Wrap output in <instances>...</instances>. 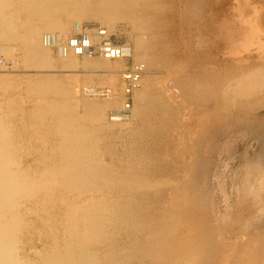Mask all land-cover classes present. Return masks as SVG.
<instances>
[{
  "label": "bare ground",
  "instance_id": "bare-ground-1",
  "mask_svg": "<svg viewBox=\"0 0 264 264\" xmlns=\"http://www.w3.org/2000/svg\"><path fill=\"white\" fill-rule=\"evenodd\" d=\"M170 1L0 0V56L17 52L27 73L0 63V264H264V10L218 25L246 55L214 63L204 7L196 23L189 5L165 17ZM89 18L130 60L66 50L72 20ZM97 24H80L94 41ZM131 68L140 81L116 120ZM131 124L121 149L98 151L95 125Z\"/></svg>",
  "mask_w": 264,
  "mask_h": 264
},
{
  "label": "rangeland",
  "instance_id": "rangeland-1",
  "mask_svg": "<svg viewBox=\"0 0 264 264\" xmlns=\"http://www.w3.org/2000/svg\"><path fill=\"white\" fill-rule=\"evenodd\" d=\"M161 1V3H162V1H164L163 3H165V2H169L170 0H168V1H165V0H160ZM172 1V0H171ZM170 1V2H171ZM175 1V7H172V8H168V7H161V12H163L162 14L164 15V12H165V17H170L171 16V14H172V12L174 13V11H172L171 9H173L174 10V8H176V7H188V5H189V7H192V9L193 10H196V12L195 11H193L194 12V18H195V22L196 23H198L199 22V20L198 19H203V17H204V13H205V16H206V18H208L209 19V17L207 16V15H209V16H212L211 18L214 20V21H212V19L210 18L208 21L205 19H203L202 21H204L205 23V25H203V26H205V28H207L206 30V32H207V35L209 36V34H210V36H209V38L210 37H212L213 36V32H214V34H216V32H217V30H218V27L220 26V25H223V24H229V27L231 28V27H233L234 25L233 24H236L237 25V20H239V21H241V20H243L244 18V16L248 13V12H246V10L247 11H249L252 7H254V9H255V7L256 8H258V13H260L261 14V12H262V10H264V0H174ZM244 5H247L246 7H248V5H249V7H251L250 9H246L245 8V6ZM194 7H195V9H194ZM201 7V9L203 8V11L202 10H200L199 8ZM205 7H207V8H205ZM246 9V10H244V8ZM248 7V8H249ZM198 8V9H197ZM242 8H243V10H242ZM182 9V8H181ZM180 9V10H181ZM204 9H205V11L207 12H204ZM253 9V8H252ZM254 9L251 11V12H253L254 11ZM166 10H168V13L166 12ZM197 10H200V12H204L203 14H201V17H199V18H197V12H199V11H197ZM171 11V12H170ZM191 11V12H192ZM208 11H209V14H208ZM226 11V12H225ZM229 11V13H227ZM243 13H242V12ZM170 12V13H169ZM192 12V13H193ZM244 12L246 13L245 15H244ZM250 12V11H249ZM250 12V13H251ZM262 13H264V12H262ZM167 14H168V16H167ZM196 14V15H195ZM200 14V13H199ZM228 14V15H227ZM229 14H232L233 16H231V15H229ZM239 14L242 16V19H241V16H239ZM189 16H191V18H193L192 17V14L191 13H189L188 14ZM202 15H203V17H202ZM227 15V16H226ZM236 15V16H235ZM196 16V17H195ZM198 16H200V15H198ZM235 16V17H234ZM260 16V15H259ZM263 16H264V14H262V17L261 18H263ZM188 17V16H187ZM227 17V18H226ZM239 18V19H237V18ZM194 18H193V20H194ZM236 18V19H235ZM189 19V18H188ZM215 19H216V22H215ZM222 19V20H221ZM233 19V20H232ZM264 19V18H263ZM196 20H198V22L196 21ZM231 20V21H230ZM244 20H247L246 18L244 19ZM96 21V22H95ZM228 21H229V23H228ZM263 22H264V20H262ZM258 22V24H257V22H256V24H257V26H258V31H259V34L262 36L264 33H262V32H264V26H263V22ZM88 22V23H87ZM97 22H99L98 24H97ZM206 22H207V24H206ZM212 23L213 24V22H214V24L215 25H212V24H209V26H210V28L208 27V23ZM221 22V23H220ZM223 22V23H222ZM225 22V23H224ZM227 22V23H226ZM81 24V25H90V24H93L94 23V25L95 24H97L98 25V27L99 28H104V26H102V25H100L101 23H100V21L99 20H97V19H95L94 20V18H89V19H83V20H77V19H74V20H72V22H71V24H70V31L72 30V27H73V25L74 24ZM178 23V22H177ZM218 23V24H217ZM172 24H175V25H172ZM170 26L172 27V26H175V27H172V30L173 29H175V28H178V27H176V22L175 23H172ZM179 24V23H178ZM177 24V25H178ZM255 24V23H254ZM120 25V24H119ZM123 25H126V24H123ZM199 25V24H198ZM207 25V26H206ZM219 25V26H218ZM261 26V28H260V26ZM200 26V25H199ZM201 26H202V23H201ZM201 26H200V30H202L201 29ZM211 26H212V29H213V31L211 30ZM254 27H252L253 29H255V25H253ZM256 26V27H257ZM263 27V28H262ZM205 28H204V31H205ZM208 28L212 31L211 33H210V30L208 31ZM181 29V28H180ZM194 31H196L197 30V28H196V30L195 29H193ZM215 30V31H214ZM261 30H263V31H261ZM175 31V32H174ZM179 31V29L178 30H173V32H174V34L177 36V32ZM224 31L225 30H223L222 29V33H220L219 35L220 36H223V34H224ZM262 34H261V33ZM123 34H126L127 35V32L126 31H124V32H122ZM209 33V34H208ZM174 34H171V35H173L174 37H176ZM212 34V35H211ZM206 35V39H204L206 42H202V46H209L210 48H208L207 46V48H208V50L209 51H211V49L213 50L214 49V51H211V52H209L210 53V55H211V59L213 58V56H215L214 58H213V60H216V57L218 56V55H220V58H219V56H218V59H217V61L216 62H214V63H218V62H222V61H227L226 59H228V61L229 60H231V59H236V58H239V57H243V55L245 56L246 55V53L244 54L243 53V55L241 54V55H239V57H237V56H232L230 53H229V47L230 46H233L232 47V49H235L234 47L237 45L236 43L237 42H239L241 39H243L242 37H239V38H236L235 40H237V41H235L236 43L234 44V45H229L228 43H227V45L225 44V43H223V42H221L220 43V41L221 40H219L220 38V36L218 37V35L216 34V35H214L213 36V38H216V40L215 39H213V38H210L211 40H209V38H208V36ZM260 36V39H262L263 40V42H264V39L262 38ZM264 37V36H263ZM176 39V38H175ZM214 40V41H213ZM209 41H211L210 43L211 44H209L208 42ZM214 42V43H213ZM198 43H200V42H198ZM205 43H206V45H205ZM217 43H218V46H217ZM213 44H214V46H213ZM225 44V45H224ZM223 46V47H222ZM229 46V47H228ZM215 47V48H214ZM223 50V52H222V50ZM175 49V48H174ZM215 49H216V51H218L217 53L215 52ZM231 49V48H230ZM225 51V52H224ZM213 52H214V54H213ZM216 53V54H215ZM229 56V57H228ZM230 56H231V58H230ZM17 57H18V54H17V52L14 54V56L12 57V58H9V59H6V58H4V57H2V56H0V63L2 64V66H4L6 69L5 70H7V72H6V74H8V75H11L12 74V76H18V74L19 75H21V72H17V71H22V70H25L21 65H19L18 63L16 64L14 61H16L17 60ZM227 57V58H226ZM223 58L225 59V60H223ZM220 59H222V61H219ZM212 60V61H213ZM11 61V62H10ZM7 63V64H6ZM8 63H10V64H8ZM13 65H16V67L14 68V69H12L10 66H12L13 67ZM124 65V67H122L121 69H120V71L122 70V69H124L125 68V64L123 63L122 64V66ZM8 67V68H7ZM10 67V68H9ZM17 68L19 69V70H17ZM16 69V70H15ZM14 71V72H13ZM16 71V72H15ZM12 72V73H11ZM22 74L23 75H21V76H26L27 75V73H23L22 72ZM15 76V80L17 81V78H19V77H16ZM73 76V75H72ZM74 76H77V75H74ZM159 76H163V73H161V74H159ZM71 77V76H70ZM78 77H79V79H81V76L80 75H78ZM98 78V79H97ZM93 80V81H92ZM92 81V82H91ZM97 81V82H96ZM102 81V79H101V77H96V76H94V79L93 78H91V80H90V84H93L92 86H94V87H100L101 85H100V83H102L101 82ZM119 82V81H118ZM117 85V87H116V89H117V94L118 95H120V93H121V91H120V85L117 83L116 84ZM119 100V101H118ZM117 101H118V103L119 104H121V100L120 99H118ZM118 104V105H119ZM119 108V107H118ZM118 108H115V109H118ZM114 109V110H115ZM82 113V112H81ZM107 114H108V112L106 113V117H107ZM99 125V124H98ZM127 126V127H126ZM126 126H124V129H123V127H121L122 129H120V127H115V128H112L111 129V131H102L101 129H99L100 127H98L97 125H95V127H96V131H97V136L96 137H102L101 138V140H102V142H101V140L100 141H97L98 139H96V143L98 142V144H97V148H98V151H100V150H102L103 149V151H100V152H106V153H104L105 155L107 154V151H108V148H113V149H115V148H117V149H121V146L122 145H125V143L126 142H128V140L127 139H123V138H127L126 137V135H128L129 133H130V131H131V129H130V127H132L133 125L131 124V125H126ZM174 127V126H173ZM126 128V129H125ZM118 129H120V130H122V132H125L124 133V135L122 136L121 134H119L118 135ZM101 130V131H100ZM124 130V131H123ZM114 131V132H113ZM100 132V133H99ZM104 132V133H103ZM101 133H103V135H99V134H101ZM111 134V135H110ZM114 136H115V138L116 139H118V138H120L121 140H114L115 138H114ZM119 136V137H118ZM108 138L109 140H111V138L113 137V139H112V141H114L113 143H112V141H109L108 139V141L107 140H105V141H107V142H105L104 140H103V138ZM111 137V138H110ZM118 137V138H117ZM126 140V141H125ZM104 141V142H103ZM109 142H110V144H111V146H110V144H109ZM107 143V144H106ZM116 145H115V144ZM119 143V144H118ZM162 143H163V141H162ZM114 146H113V145ZM127 144V143H126ZM101 145V146H100ZM105 145V146H104ZM120 145V146H119ZM101 147V149H100V147ZM108 148H107V147ZM110 146V147H109ZM113 146V147H112ZM106 147V148H105ZM105 148V149H104ZM110 148V149H111ZM106 149H107V151H106ZM237 152H238V150H237ZM240 152V151H239ZM241 152H242V150H241ZM240 152V153H241ZM234 155H236L235 153H234ZM240 166H241V168H242V165L241 164H236L234 167H233V174H232V177H231V179L233 180V178L235 179V180H233V182H236L237 183V186H238V188H240L241 186H242V183H243V178H240V176L242 177V173L239 171V170H241L240 169ZM237 167H239V168H237ZM238 169V170H237ZM234 173H235V175H234ZM236 173H237V175H236ZM240 174V175H239ZM239 177V179H238V177ZM237 178V179H236ZM241 179V181H237V180H240ZM241 184V186H240V184Z\"/></svg>",
  "mask_w": 264,
  "mask_h": 264
},
{
  "label": "built area",
  "instance_id": "built-area-1",
  "mask_svg": "<svg viewBox=\"0 0 264 264\" xmlns=\"http://www.w3.org/2000/svg\"><path fill=\"white\" fill-rule=\"evenodd\" d=\"M94 35L97 41H94L93 36L85 31L80 24H76L74 34L67 40L65 48L70 51L69 53L80 58L99 56L107 60H130V47L125 44H118L116 38L113 35H108L105 29L100 28L99 31H95ZM53 40L54 38L50 35L45 37L46 46L54 50ZM141 74V69L131 68L126 70V77H124L127 95L126 110L116 113L117 115H114L116 120L126 115L128 117L133 101L131 94L137 88Z\"/></svg>",
  "mask_w": 264,
  "mask_h": 264
}]
</instances>
